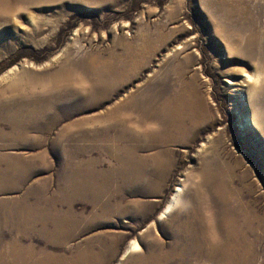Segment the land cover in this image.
<instances>
[{
  "label": "rangeland",
  "instance_id": "1",
  "mask_svg": "<svg viewBox=\"0 0 264 264\" xmlns=\"http://www.w3.org/2000/svg\"><path fill=\"white\" fill-rule=\"evenodd\" d=\"M7 3L0 115L54 107L41 130L0 122V264H222L229 210L264 264V0ZM64 67L77 81H46Z\"/></svg>",
  "mask_w": 264,
  "mask_h": 264
},
{
  "label": "bare ground",
  "instance_id": "2",
  "mask_svg": "<svg viewBox=\"0 0 264 264\" xmlns=\"http://www.w3.org/2000/svg\"><path fill=\"white\" fill-rule=\"evenodd\" d=\"M19 1L23 2L25 0H19ZM0 9H1V13L3 15L7 16L8 14L10 15V13L13 12L14 7L9 5L7 3V0H0ZM69 69L67 67H64V69H62L56 75H52L49 78H47L46 81L48 82L50 80L49 82L51 85L52 84L58 85V84L64 82L65 80H68L69 78L77 81V78L79 75L76 77V75H74ZM84 72H85L84 75L86 77H83L80 82L83 81L84 83H86L88 85L90 84L88 86V88H90L89 91L96 92L97 91L96 90L97 85L102 86V87L104 86L107 89V91H109L108 89L113 90V86L108 80H110V79L113 80L115 77H117L114 74V72L113 73L112 72L104 73L103 71H95V70H85ZM90 81H91V83H90ZM23 83L25 86H27L26 88L28 89V91H30L32 94H36V90L38 88L39 82H34V83L23 82ZM51 91L52 92L56 91V88L53 86L51 88ZM5 95H6V93L0 94V101L4 100L6 98ZM54 97L59 98L60 96L58 94V95H54ZM31 100L32 99L30 98V101ZM29 104L32 105L33 103H29V102L20 103V104L16 105L14 108H12L10 106L4 107L3 109H1L0 122L5 121V122L10 123L11 126L13 127V129H15V130L28 129V128H37L39 130L44 129L45 127L39 126L38 121H40V119H42L44 117V114H46L50 109H52L54 107V104H48L46 106L41 105V104H37L31 110L29 108H26V106L28 107ZM170 104H173V102L167 103V101H166L161 106L162 110H163V116H164L163 119L165 120V128L169 130L168 131L169 136L171 135V137H169V139H179L180 136L184 137L189 133L181 130V128L185 125L184 119L183 118L182 119L177 118V116L174 115V110L164 108L166 105H170ZM26 111H29V112H26ZM191 111H193V110H191ZM193 113H195V112H193ZM180 115H178V116L180 117ZM189 118H190V116H189ZM58 120H60V119H58ZM58 120H55L54 122H58ZM171 127H173V128H171ZM182 190L183 189L181 187H178L177 194L172 199V202L168 205V208L165 211V213L162 214L163 216H165L166 213H168L169 211H171L173 208H175L178 205V203L180 202V195H181ZM228 217H229V219H227V222H226V228H227V237H226L227 238V240H226L227 241L226 242L227 247L226 248H230V249L227 251L226 254L223 255V257H222L223 263L222 264H243V262L240 259V255L238 257L239 248H240V254L243 252L244 253H247V252L252 253V249L246 248L244 245V241L246 242V239H247L246 233L243 231L244 230L243 224L240 221H238L239 218L237 217V215L232 213V211L229 210V216ZM239 245H240V247H239ZM12 249H14V250H12L10 252V254L17 253V248H12ZM138 249H139V244L136 241H134L126 249V251L124 253V255H125L124 257L130 255L132 252H134ZM223 252H225V251H223ZM5 254H6L5 252H0V256L5 255Z\"/></svg>",
  "mask_w": 264,
  "mask_h": 264
}]
</instances>
